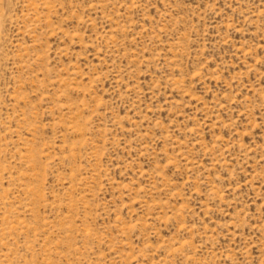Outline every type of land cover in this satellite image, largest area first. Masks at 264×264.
Listing matches in <instances>:
<instances>
[{"label": "rangeland", "instance_id": "obj_1", "mask_svg": "<svg viewBox=\"0 0 264 264\" xmlns=\"http://www.w3.org/2000/svg\"><path fill=\"white\" fill-rule=\"evenodd\" d=\"M0 264H264V0H0Z\"/></svg>", "mask_w": 264, "mask_h": 264}]
</instances>
